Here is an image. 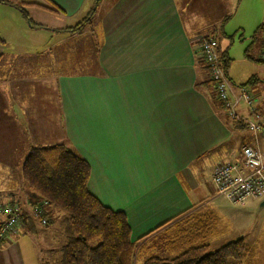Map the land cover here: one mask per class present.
I'll list each match as a JSON object with an SVG mask.
<instances>
[{"label": "crops", "instance_id": "crops-1", "mask_svg": "<svg viewBox=\"0 0 264 264\" xmlns=\"http://www.w3.org/2000/svg\"><path fill=\"white\" fill-rule=\"evenodd\" d=\"M13 1L29 20L0 2V205L26 222L0 243V264L60 258L63 215L47 209V227L28 221L20 174L30 148L57 144L88 164L87 191L124 213L133 264L173 257L166 244L212 215L209 250L221 222L213 168L241 163L244 146L264 157V121L248 129L264 112V0ZM206 34L227 60L231 115L198 54Z\"/></svg>", "mask_w": 264, "mask_h": 264}, {"label": "trees", "instance_id": "trees-1", "mask_svg": "<svg viewBox=\"0 0 264 264\" xmlns=\"http://www.w3.org/2000/svg\"><path fill=\"white\" fill-rule=\"evenodd\" d=\"M0 2L16 7L28 19L23 7L13 0ZM89 21L88 15L68 30L79 31ZM263 29L262 24L258 30ZM220 60L226 71L227 60L223 55ZM20 174L33 197L28 221L31 218L48 221L47 209L63 215L60 224L65 242L55 264H133L135 245L130 241V228L124 213L105 207L87 191L89 166L67 145L30 148ZM20 219L25 225L24 218L20 216ZM216 223L212 215L205 216L179 231L174 241L166 244L173 257L151 256L144 264H240L252 252L242 239L209 252L205 242L212 236Z\"/></svg>", "mask_w": 264, "mask_h": 264}, {"label": "built area", "instance_id": "built-area-1", "mask_svg": "<svg viewBox=\"0 0 264 264\" xmlns=\"http://www.w3.org/2000/svg\"><path fill=\"white\" fill-rule=\"evenodd\" d=\"M198 50L202 63L209 73L216 100L226 109H230L226 94L227 81L218 55L216 39L210 35L201 36L198 39ZM241 93L247 105H250L251 98L246 90L242 89ZM258 120L260 123L264 121V112L262 117L258 116ZM248 129L255 132L258 126L248 123ZM240 153L241 163L219 164L213 168L211 174L217 194L234 204L264 197V157L259 151L248 146L242 147ZM0 217H3L0 225V243H2L10 236L16 235L23 227V223L18 211L9 205H0ZM40 221L43 225L46 223L45 219Z\"/></svg>", "mask_w": 264, "mask_h": 264}, {"label": "rangeland", "instance_id": "rangeland-1", "mask_svg": "<svg viewBox=\"0 0 264 264\" xmlns=\"http://www.w3.org/2000/svg\"><path fill=\"white\" fill-rule=\"evenodd\" d=\"M206 35L213 36L217 41L216 36L212 34H206ZM217 49H218V45H217ZM197 50H198V41H197ZM198 54L201 55L199 50H198ZM252 106L253 105L251 100V104L248 105V107L252 108ZM226 113L227 115H231L232 114L231 108L226 109ZM231 118H233V120L235 121H239L238 118H236L234 115H232ZM254 118L256 122L253 121L249 123H254L259 127L260 121L258 120V115L256 116L254 115ZM227 163H231V162H227ZM220 164H224V163H220ZM217 165H215V167ZM216 195L219 196L217 192ZM262 199H264V197H261L259 199H249L243 202L242 204H234V203H230L227 199L220 196V198L216 200L217 201L216 204L217 206L219 205V207L221 208L220 214L218 213L221 222L219 227L217 228L218 234L213 238H211L208 242L209 252L214 251L218 247L228 242L235 241L236 239H242L254 248V252L253 254L250 255V257L246 258L240 264H264V206L260 207ZM37 222H39L40 225L43 227H47L49 225L48 221H46L44 225L41 224V221L39 219H37ZM24 228L25 225L23 224V227L21 229L23 230ZM261 232H263V234ZM168 235L170 234L169 233L165 234L163 238ZM254 235H258V238L256 239L250 238L251 236ZM156 253L158 254L159 252ZM158 255L159 257H163V258L166 257V253L163 252L159 253Z\"/></svg>", "mask_w": 264, "mask_h": 264}, {"label": "water", "instance_id": "water-1", "mask_svg": "<svg viewBox=\"0 0 264 264\" xmlns=\"http://www.w3.org/2000/svg\"><path fill=\"white\" fill-rule=\"evenodd\" d=\"M260 206H264V199L262 200Z\"/></svg>", "mask_w": 264, "mask_h": 264}]
</instances>
